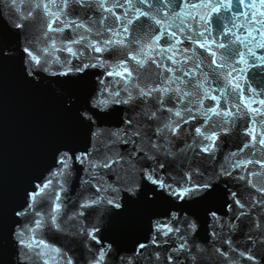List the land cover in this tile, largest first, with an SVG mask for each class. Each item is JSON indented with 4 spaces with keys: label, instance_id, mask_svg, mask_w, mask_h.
<instances>
[{
    "label": "snow or ice",
    "instance_id": "1",
    "mask_svg": "<svg viewBox=\"0 0 264 264\" xmlns=\"http://www.w3.org/2000/svg\"><path fill=\"white\" fill-rule=\"evenodd\" d=\"M61 121L0 264H264V0H0V81Z\"/></svg>",
    "mask_w": 264,
    "mask_h": 264
},
{
    "label": "water",
    "instance_id": "2",
    "mask_svg": "<svg viewBox=\"0 0 264 264\" xmlns=\"http://www.w3.org/2000/svg\"><path fill=\"white\" fill-rule=\"evenodd\" d=\"M60 121L54 100L11 74L0 81V191L8 200Z\"/></svg>",
    "mask_w": 264,
    "mask_h": 264
}]
</instances>
